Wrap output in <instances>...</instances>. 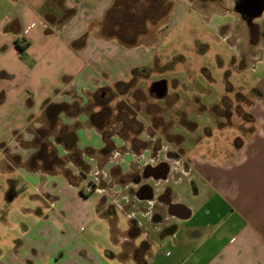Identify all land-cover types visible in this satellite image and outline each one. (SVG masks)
Masks as SVG:
<instances>
[{
  "label": "crops",
  "instance_id": "obj_1",
  "mask_svg": "<svg viewBox=\"0 0 264 264\" xmlns=\"http://www.w3.org/2000/svg\"><path fill=\"white\" fill-rule=\"evenodd\" d=\"M48 1L0 0V164L8 173L15 174L9 180L12 194L8 198H13L22 187L35 208L37 222L56 223L61 231L50 244L45 239L42 243L46 245L23 243L18 249L9 250L0 264H39V258L43 264H50L53 259L56 264H110L109 255L120 257L121 264H150L156 256L162 264H264V52L250 55L253 61L246 62L244 67L257 71L261 63L263 71L251 89L255 94L249 112L255 118L254 126L230 158L192 156L183 168L169 170L158 165L166 157L147 161L151 168L156 166L162 172L157 183H150L149 192L154 201L163 198L164 204L160 205L165 209V217L157 222L159 226L151 227L147 233L142 224L152 218L151 212H143L148 208V199L141 203V198H136L133 201L136 206L128 214L121 207L127 202L121 192L128 185L122 187L118 182L112 187L109 184L102 187L101 193L95 188L87 191L89 168L99 165L104 157L109 160L119 157L117 150L130 146L120 133L114 132L121 121L111 120V127L108 125L104 130L112 145L109 151L115 154L105 156L102 133L88 120L84 109L91 103H88L90 97L106 87L114 91L116 101L129 104L124 96L131 89L122 94L114 87L148 70L157 54L158 22L161 26L163 17L167 22L168 17L172 20L177 14H185L189 4L193 10L203 13L210 4H216L215 0H177L175 4L169 0H62L71 15L52 27L44 19V10L48 5L53 7L46 5ZM155 6L160 7L159 16L154 13L150 18ZM231 9L236 21L222 24V31L234 34L242 20L247 26L251 23L263 31L264 19L255 21L261 14L247 21L234 7L225 11ZM168 24L159 29L160 35L171 31L173 23ZM48 27L51 30L46 32ZM16 39L26 42L24 59L19 56ZM163 82L166 94V82L157 83ZM153 83L156 82L148 87L150 95L156 92ZM128 98L134 102L139 99L141 105L145 103L138 96ZM46 101H76L82 109L77 115H58L56 133L62 126L72 128L76 141L73 148H68L53 140L54 152L60 159L53 164L48 159L35 157L34 131L48 126L44 114ZM113 102L114 99L109 106ZM113 106L115 114L116 103ZM95 110L98 111L97 106L93 107ZM134 111L135 120L142 124L144 120ZM82 130L86 133L80 135ZM131 153V150L124 151L118 160L125 159L126 155L132 158ZM73 154L86 170L72 160ZM135 155L144 157L132 154V162ZM140 173L138 170L137 174ZM181 173L186 175L188 186L183 180L171 186L169 179L177 183ZM78 176L80 179H72L73 182L68 178ZM143 177L146 178L145 172ZM132 187L134 193L146 192L137 191L135 183ZM164 193H170L171 197H163ZM160 211L154 214V220ZM124 220L129 221L127 226L122 225ZM88 230L91 232L86 233ZM97 230H103L100 234L106 246L96 242ZM138 233H144V238H139ZM61 237L67 243L64 248ZM88 240L96 242V249L100 250L88 246ZM76 241L83 244L77 247ZM128 241L131 243L127 244ZM37 247L41 248L40 252ZM80 250L86 255L83 261L77 262L75 256Z\"/></svg>",
  "mask_w": 264,
  "mask_h": 264
},
{
  "label": "rangeland",
  "instance_id": "obj_2",
  "mask_svg": "<svg viewBox=\"0 0 264 264\" xmlns=\"http://www.w3.org/2000/svg\"><path fill=\"white\" fill-rule=\"evenodd\" d=\"M170 1L174 4L177 2V0ZM215 3V5L210 4L203 13L193 10L189 4V9L185 14L181 16L177 14L172 20L168 17L167 22H164L163 17L162 25L159 26L158 22L156 26V37L159 40L158 45L155 46L157 54L148 70L141 71V74L139 73L133 78L134 85H132L130 94L124 96L129 105L137 110V116L142 118V121L144 120L141 131L137 130L136 125L134 133L131 130L121 131L122 128L119 126L114 130V132L120 133L123 141L130 146L128 149L122 146L119 151L117 150L119 157L124 151L129 150L132 151L130 154L132 158V154L136 153L143 154L144 157L140 158V155L139 157L135 155L132 162V158L126 155L128 159L125 157V159L118 160L119 157H114L115 153H110L112 145L109 144V148L105 149L103 154L111 155L114 158L112 160L105 159L103 155L101 165L99 164L93 169L89 168L90 176L86 179L88 192L95 188L97 192L101 193L102 187H106L108 184L112 187L113 183L118 184V182L122 183L120 185L122 187L125 184L128 185L121 192L124 199H127L126 206L120 205L128 210V214L135 208L136 205L133 201L136 198H141V203L148 199L149 203L146 204L148 208L143 212H151L152 218L142 224L145 231H148L147 233L151 227H158V220L165 217V209L160 205V203L164 204L163 198L154 201L149 192L151 190L150 183H157V178L162 172L159 168H155L156 166L151 168L147 161L149 162L150 158L166 157L164 162L158 163V165H163V169L169 170L170 168H183L187 162L191 161L190 157L192 156L215 157V160L216 158H230L235 148L240 145L251 127L254 126L255 118L249 112V106L255 94L251 89L263 69H261V63L258 64L257 71H251L249 67H244L248 61H251L250 55L258 53L262 55L264 52V31H260L256 25L251 23L247 26L242 20L243 22L241 21V24L236 26L234 34L231 35L228 31L225 33L222 31V24L236 21V14L232 9L225 11V8H233L235 0H215ZM175 12L174 10V15H176ZM154 13L155 16H159V6L151 9L150 18H153ZM263 19L264 11L255 18V21L260 22ZM166 23H169L168 25L173 23L171 31L165 36H163L164 33L160 35ZM161 28L162 30H159ZM160 80L166 82L167 92L162 95V98H157L156 92L153 95L148 93V87L151 82ZM138 86H141L140 90H138ZM131 95L144 98L145 105H141L139 99L136 102L129 99L128 97ZM112 98L114 99L113 105L116 103L117 106L120 102L116 101L117 97L115 98L114 93ZM90 101L91 103H89ZM88 103L84 110L90 121L91 114L95 113L93 112V96L90 97ZM112 118H114V114L108 117V119ZM39 129L41 128L34 131L35 136ZM51 130L52 135L43 141L54 150L52 143L53 140L55 141L56 130L55 128ZM81 133L85 134L86 132H80V135ZM38 139L41 138L38 137ZM93 139H96L95 136ZM178 154L183 157L181 158ZM49 157L51 159V156ZM84 166L82 168L86 170V166ZM122 170L125 171V174H122ZM138 170L142 174L138 175ZM144 172L146 178L143 177ZM14 175L2 169L0 164V259L6 252L18 249L23 243L32 242L44 245L45 243L42 242L46 239V242L50 244L53 241L52 238L61 231L56 223L37 222L35 208L27 200L22 187H19L13 198H8L9 194H12L9 180ZM185 176L181 173L177 183L170 179L168 183L175 187L174 185H179L183 180L188 186L189 183L186 182ZM71 178L76 181L80 179V176L75 179ZM134 183L137 184V191L139 189L146 192L134 193L132 187ZM163 197L170 198L171 195L164 193ZM160 207L163 210L160 211ZM44 210L48 211L45 208ZM157 211H160L161 216L158 215V218L154 220V214ZM128 223L129 221L124 220L122 225L127 226ZM92 228L93 226L90 230H93ZM90 230L86 233H90ZM96 232L98 237L96 242H103V245L106 246L107 242L102 241L100 234L103 230ZM138 234L139 238H144V233ZM60 240L62 248L66 247L67 243H64L63 237ZM96 242L88 240L87 245L96 249L98 246L95 245ZM76 243L77 247L79 244H83L79 241ZM130 243L128 241L127 244ZM82 247L85 249L84 245ZM111 247L110 244L109 248ZM37 250L40 252L41 248L37 247ZM98 250L100 249H96V251ZM153 251L154 248L151 247V254ZM85 255L84 250H80L76 254L75 260L83 261ZM71 257L69 256L70 259ZM144 258L147 260L148 255H145ZM55 260L50 261V264H56ZM108 260L110 264L123 262L118 256L109 255ZM43 263L42 258H39V264ZM150 264L162 263L159 256H156Z\"/></svg>",
  "mask_w": 264,
  "mask_h": 264
},
{
  "label": "trees",
  "instance_id": "obj_3",
  "mask_svg": "<svg viewBox=\"0 0 264 264\" xmlns=\"http://www.w3.org/2000/svg\"><path fill=\"white\" fill-rule=\"evenodd\" d=\"M47 4H52L53 7H50L48 5V9L44 10V19L46 23L50 25V27L58 25L69 18L71 15V10L66 9L63 6V2L61 0H53L46 2ZM46 28V32H49L51 28ZM264 31V29H263ZM15 46L17 47L19 51V56L24 59L25 58V43H20L17 39L15 40ZM136 70L134 71V73ZM134 79L130 80L127 83H117L114 87V90H120L122 94H126L127 91H129L133 85ZM113 93L114 91L110 88H103L101 90H98L93 95V102L94 106L98 107V111L91 114L90 121L92 125H94L98 130L102 133V138L105 143V148L108 149L110 140L108 138V132L104 130L108 125H111V120H120L121 121V131L122 130H131L134 133L135 125L138 127L137 130L141 131L142 124L139 123V121L135 120V114L136 112L131 105L127 104L126 102L121 103L123 101H120V103L116 106V113L114 114V118L108 119V117L112 116V107H109L110 101L113 99ZM134 109V110H133ZM81 107L78 104V102L73 101L72 103H66V102H59V103H51V102H45L44 103V114L48 119V126L39 129L36 138H35V144L37 145V152L35 157H41L42 159H48L50 160V163H58L59 158L56 156L53 149L49 147L47 143H45L43 140L47 138L49 135H52L51 129L56 128V120L60 113H66L68 115H77L81 111ZM59 131L55 135V139L58 142H61L64 144V146L68 148H73L75 146L76 141V134L72 128H68L65 126H62L58 129ZM41 138L39 140L38 139ZM49 148V151L47 149ZM51 156V159H49ZM72 160L76 162L80 167H82V161H80L76 154L72 155ZM72 182V178L68 177Z\"/></svg>",
  "mask_w": 264,
  "mask_h": 264
},
{
  "label": "water",
  "instance_id": "obj_4",
  "mask_svg": "<svg viewBox=\"0 0 264 264\" xmlns=\"http://www.w3.org/2000/svg\"><path fill=\"white\" fill-rule=\"evenodd\" d=\"M234 10L245 16L247 21L259 16L264 10V0H236ZM159 84V83H153ZM155 86V85H154ZM166 89L165 84H161L160 90L157 92L158 96L164 95Z\"/></svg>",
  "mask_w": 264,
  "mask_h": 264
},
{
  "label": "flooded vegetation",
  "instance_id": "obj_5",
  "mask_svg": "<svg viewBox=\"0 0 264 264\" xmlns=\"http://www.w3.org/2000/svg\"><path fill=\"white\" fill-rule=\"evenodd\" d=\"M161 84L162 83H159V84H155V86H153V90L156 91V93L160 90Z\"/></svg>",
  "mask_w": 264,
  "mask_h": 264
}]
</instances>
